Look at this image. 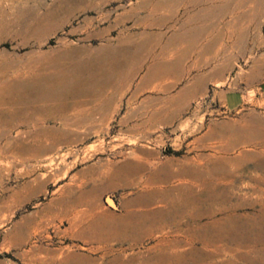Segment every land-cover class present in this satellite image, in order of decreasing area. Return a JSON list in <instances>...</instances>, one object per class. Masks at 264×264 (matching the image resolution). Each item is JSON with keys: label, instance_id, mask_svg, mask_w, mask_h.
<instances>
[{"label": "rangeland", "instance_id": "rangeland-1", "mask_svg": "<svg viewBox=\"0 0 264 264\" xmlns=\"http://www.w3.org/2000/svg\"><path fill=\"white\" fill-rule=\"evenodd\" d=\"M169 1L0 0V84L75 63L95 82L103 65L134 62L105 117L40 124L53 151L27 150L33 126L0 128V264H264V227L242 248L151 231L182 186L264 149V0ZM243 129L257 141L225 154ZM235 176L227 203L256 213L264 172Z\"/></svg>", "mask_w": 264, "mask_h": 264}, {"label": "bare ground", "instance_id": "bare-ground-1", "mask_svg": "<svg viewBox=\"0 0 264 264\" xmlns=\"http://www.w3.org/2000/svg\"><path fill=\"white\" fill-rule=\"evenodd\" d=\"M181 1L182 3L186 2V0H170L169 3L176 5ZM245 2L247 3V1ZM252 3L259 5L257 0H252ZM222 4L224 5V2ZM184 34V32L180 33L179 36ZM133 65L134 62L126 56L117 58L100 68L95 82H91L92 73L89 70L82 72L76 63L72 68L54 69L48 75L33 73L26 80L19 78L22 73L18 72L15 74L12 84H0V128L11 132L21 125L33 126L35 127L32 137L33 147L27 148V150L35 152V154L42 151H53L58 140H53L50 145L43 146L42 138L45 133L40 129V124L66 117L71 113L82 120H89L96 118V116L105 117L115 94L121 86L130 80ZM1 132L0 136H6L5 132ZM258 134L259 132L255 129L232 130L225 145L224 153L228 154L231 148L238 145L254 144ZM263 137L264 135L261 138ZM256 158L257 163L254 162L256 164L251 167L246 163L250 160L246 153L241 152L234 159L222 157L218 161L221 163L212 168L214 169L213 173L211 172L213 178L204 177L200 182H195L191 186H182L178 195L172 197L169 203L165 204L166 212H162L159 219H150L151 231H163L171 227L181 230L185 227L190 233L197 234V240L202 242L204 247L209 244L213 245L215 242H227L237 248H242L248 244L252 245V243L261 241L263 238L260 239L259 234H262L261 230L264 227V204L259 207L256 213L248 214L238 212L243 211V206L227 203L235 195L229 191V187L240 179L235 174L243 172L246 175L252 169H259L264 172V149L257 152ZM35 162L38 164L41 161L35 159ZM231 170H234V175L231 174ZM116 176L117 174H112L111 178ZM147 202L148 205H151L152 200ZM205 218H207L206 222L204 221Z\"/></svg>", "mask_w": 264, "mask_h": 264}]
</instances>
